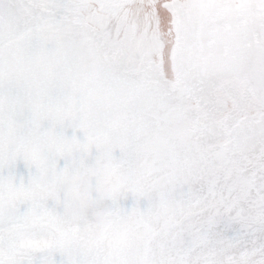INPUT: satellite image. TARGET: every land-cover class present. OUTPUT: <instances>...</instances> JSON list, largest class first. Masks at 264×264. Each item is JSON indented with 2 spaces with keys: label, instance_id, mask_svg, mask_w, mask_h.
Masks as SVG:
<instances>
[{
  "label": "snow or ice",
  "instance_id": "obj_1",
  "mask_svg": "<svg viewBox=\"0 0 264 264\" xmlns=\"http://www.w3.org/2000/svg\"><path fill=\"white\" fill-rule=\"evenodd\" d=\"M0 264H264V0H0Z\"/></svg>",
  "mask_w": 264,
  "mask_h": 264
}]
</instances>
